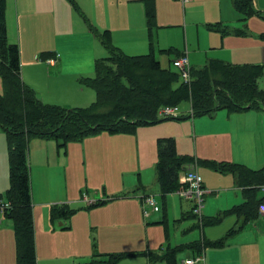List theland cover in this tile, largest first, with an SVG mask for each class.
Wrapping results in <instances>:
<instances>
[{
  "label": "rangeland",
  "instance_id": "374dc122",
  "mask_svg": "<svg viewBox=\"0 0 264 264\" xmlns=\"http://www.w3.org/2000/svg\"><path fill=\"white\" fill-rule=\"evenodd\" d=\"M256 17L257 19L251 22L249 18L246 24L241 22L234 28L229 26V32L225 36H222L219 30L209 27V23H196L190 26L188 33L184 29L179 32L178 27H175L171 34V40L179 44L175 47L184 51L188 57L189 55L191 56V53L202 52V63L204 64L207 57L211 56L206 54V51L215 52L219 49L200 50L196 46L198 41L203 44L206 41L211 42L215 37H218L221 41L226 36H238L236 35L238 30H245L261 40L249 43L251 50L247 53L248 62L251 64H264V58H259V55H264V39L260 38V33L262 32L252 28L264 24V19L259 16ZM157 28L153 29V36L157 43V52L160 58L157 57L163 67L173 68L174 70V68L176 69L173 65L174 54H168L158 47ZM205 34H208L209 37L206 38ZM80 35L82 34L79 31L68 32V42H62L58 46L53 45V48L47 47V50L52 49L51 51H54L53 57L62 58V54L66 55V63H63L62 66L58 64L57 67L50 66L48 60L47 63L46 60H43L39 56L40 58H36V62H38L36 64L42 63L43 69L37 70L36 64L26 65L24 64V59L21 60V76H47L51 80V76H64V82L67 81L66 76H76L75 80L78 84L75 82L70 83L78 86V89H76L74 95L59 94L58 101L67 103H59V105H71L70 107H73L72 104H74L78 105L77 107H86L96 100L95 90L91 86L83 84L81 78L95 76L96 60L99 57L101 58V56H108V52L101 40L94 37V34L92 38L96 43L88 42V38L83 42L80 40ZM145 39L147 43L145 52H148L150 41L148 31ZM165 40H167V35L163 38V43L160 42L159 45H164ZM8 41L13 43V40L9 36ZM257 45L258 55H255V47ZM30 48V45L25 44L21 51L22 56L27 57V60L35 63L34 56L32 57L30 54ZM37 55H40V50ZM260 76L262 77L259 79V85L261 88H264V72ZM24 80L27 81L25 77ZM37 87L40 91H37L38 97L45 102L43 96L47 95V83L44 88ZM80 87H83V90H80ZM3 90L4 86L0 75V92H3ZM93 95L94 98L92 100ZM179 106L181 109L180 116H185L184 119L176 120V118H169V120H164L161 116H158L159 121L156 123L139 126L140 131L137 133V136H130L129 145L124 151H116L113 157L108 159V164L112 166L110 170H101L90 159L89 150L83 143L90 138L89 136L88 138L86 137L87 139L84 138L85 141L72 140L68 142L66 147L68 164L66 167L64 165L61 167L56 165V156L53 153L51 145H48L50 153L47 155V142L51 143L56 140L34 137L30 140V158H35L38 152H40L41 156L43 154L45 159L49 160L51 164L50 167L48 164L47 167L42 164H32L31 166V177L34 188L36 184L38 190L42 193H44L43 190L47 189V205L42 202L43 199L39 195L37 200L33 201L35 236L41 248L40 256L37 250V264H86L93 259L95 254L102 251L121 254L122 258L115 264H148L149 254L161 253L162 244L165 246L187 245L196 240L208 238L203 235L202 228H205L212 235L222 233L218 238L225 235L226 232L223 233V228L230 225L229 218L238 215L235 213L225 214L224 212L238 204L217 210L210 216L220 215L221 221L215 225L203 227L201 219L208 216L204 212V207H202L201 216L187 218L186 214L192 207L191 205L189 206V200L186 202V198L180 197L177 191L168 194L165 200L161 197L162 192L156 175V164L158 161L156 145L158 139L171 132L180 137L181 142L179 147L181 149H185L184 144H187L191 149L195 146V138L201 137H195L192 129L193 119L187 117L191 110L190 102L184 101ZM224 111L227 112L226 110ZM262 116L261 119L257 120L260 124L259 133L251 130L253 125L252 123H248L247 129L249 130L239 134V148L242 159L252 161L255 167L260 168H264V115ZM202 124H207V120H204ZM197 128L198 130L206 131L208 135L205 139L199 138V147L208 155L204 156L208 158L201 159L226 161L211 158L218 152L231 151L236 147L231 141L229 134H224L220 129L219 133H217L215 128L204 129L198 125ZM104 132L112 133L108 131ZM187 135L191 136L190 141L185 139ZM71 144H77V148L75 150L71 149ZM150 146H154L153 156L150 153ZM192 153L194 152L192 151ZM108 154L104 155L108 156ZM5 156V152L3 150L0 151V167L5 160ZM190 156L196 159L191 163L196 165L197 171L203 178V173L200 171L203 165L197 162V159L200 158H196L194 155ZM152 158H154V161H152ZM206 168L212 172L215 171L209 167ZM222 174L234 176L232 173ZM45 180H47V186H44L46 185ZM42 186H44L43 189ZM144 188H146V192L158 196L161 209L160 212H154L149 220L144 216L142 201L140 204L136 199L139 195L138 192H141ZM5 192L3 191L2 193ZM83 195L89 196L90 199L96 201L104 199L108 201L106 204L101 203L96 206H90L89 200ZM135 200H137L138 206H140L139 210L133 203ZM205 203L203 206H205ZM54 205H58L57 207L59 208L65 207L69 210L68 215L56 214L53 217L51 210ZM109 210L117 213L118 217L115 218L109 213ZM13 235L15 237L14 233ZM10 241V227L1 229L0 248H4V244ZM61 241H63V246L60 243ZM226 245L227 243L222 246L207 247L200 254L196 253L191 247H183L177 252L178 264H186L185 260L187 258L198 257L200 255L202 258L196 264H206V251L210 248H215L213 253L217 254L218 250ZM10 250L11 247H9V252ZM1 257L2 255H0V259Z\"/></svg>",
  "mask_w": 264,
  "mask_h": 264
},
{
  "label": "trees",
  "instance_id": "16d2710c",
  "mask_svg": "<svg viewBox=\"0 0 264 264\" xmlns=\"http://www.w3.org/2000/svg\"><path fill=\"white\" fill-rule=\"evenodd\" d=\"M150 38V51L146 54L130 55L112 41L110 30L99 31L86 18L78 4L71 0L81 13L90 31L101 40L108 56L99 57L95 63V76L82 77L83 84L96 92V100L86 107H70L43 102L36 91L23 81L21 76V50L18 43L8 41L6 8L7 0H0V75L4 90L0 92V129L6 136L9 163V181L5 196L12 202L7 217L14 222L16 241V261L14 264H37L35 224L33 216V192L29 142L34 138L56 140L59 149L69 141L108 131L112 133L134 134L137 128L159 121V108L165 105H181L189 101L192 112L188 117L205 115L218 109L229 113L251 109L264 110V88L259 85L264 64L230 63L222 59H212L202 67L191 68V81L186 82L180 67L165 68L156 56L153 29L157 25L155 0H142ZM233 7L246 21L258 15L264 18L254 0H232ZM222 35L229 32V25L223 22L209 23ZM248 31L238 30L237 35ZM264 39V32L260 33ZM176 58L184 53L175 47L163 49ZM54 51H42L40 57L47 60ZM180 118H185L182 116ZM161 119V118H160ZM158 161L156 173L162 196L184 187L181 173L194 160L190 155L179 154L173 137L158 139ZM197 162L221 173H232L240 185H264V168L253 170L242 163L197 159ZM245 203L225 210V214L243 215L253 219L264 201L247 197ZM107 202L98 200L92 205ZM58 205L52 207V216L68 215L69 210ZM194 210L186 217H196ZM221 221L220 215L201 219V225H215ZM243 225L231 227L223 237L203 238L187 245L165 246L161 253H150L152 263L178 264L177 252L183 247H191L200 254L207 247L222 246L242 230ZM122 258L119 253L96 255L86 264H115Z\"/></svg>",
  "mask_w": 264,
  "mask_h": 264
},
{
  "label": "crops",
  "instance_id": "0c3cea01",
  "mask_svg": "<svg viewBox=\"0 0 264 264\" xmlns=\"http://www.w3.org/2000/svg\"><path fill=\"white\" fill-rule=\"evenodd\" d=\"M74 1L78 4L80 9L82 10V13L85 14L86 18L91 22V24H93L94 27H96L99 31L110 30L113 43L121 48L125 53L130 55H140L146 54L150 51L149 48V51L145 52L147 48V38L145 39V37L147 35L148 26L145 16V5L142 0ZM254 4L259 10L264 11V0H254ZM155 5L157 12L156 27H158L157 31L159 38L158 47L161 50L179 45L171 40V34L174 31L175 27H178L179 32L184 29V31L188 33V29L190 28V26L196 23L201 24L220 21L234 28L241 22H243L241 20L242 14L233 7L232 0H188L185 2H182L181 0H155ZM6 9L7 30L9 38L13 40V43L19 44L21 51L25 44L31 46L30 54L32 55V57L34 56L33 58L35 60V63L27 60V57H23L21 52V60L24 59V64L26 65L38 63L36 62V58H40L39 56L41 55V52L47 51V47L53 48V45L58 46L62 44V42H68V32L79 31L82 34L80 35L81 41L84 42V40L88 38V42L96 43V41L92 38L93 33L90 31L86 20L81 15V13L75 9V6L71 2V0H7ZM256 16L258 15H255V17H251L249 19L250 22L257 19ZM252 28L256 31L264 32V24ZM166 35L167 40H165V44L159 45L160 42L163 43V38H165ZM94 37L98 38L97 36ZM205 37L208 38V34H205ZM251 41L261 40L254 37V35L250 34V32H247V34L245 35L226 36L225 38L221 39V41L218 37L213 38L211 42L206 41L203 44L198 41L196 46L200 50H219L215 52L206 51V54H209L211 56L207 57V60L204 64L202 63V52L191 53V56L189 55L191 68L202 67L211 59H222L227 62L230 61V63H250L247 60V53L251 50L249 45ZM257 48L258 45L257 47H255V55H258ZM176 49L184 52L178 48ZM39 50L40 55H37ZM51 50L52 49H49V51ZM155 51L156 56L159 57V54L157 52V43H155ZM50 58L54 59L53 62H49L50 66L57 67V64L59 66H62L63 63H66L65 54H62V58ZM175 58L176 56L174 54L173 59ZM259 58H264V55H259ZM36 69L42 70L43 64H36ZM24 77L28 82L24 80ZM51 77L52 80L47 76H22L23 81L30 85L36 92L39 91L37 86L44 88L47 83V95L43 96L45 102L52 104H67L66 102H59L57 98L59 94H75L78 86L70 82L77 83L75 80L76 76H66V82H64L63 80L64 76ZM80 90H83V87H80ZM93 98L94 95L92 96V100ZM72 106L77 107L78 105L76 106L72 104ZM224 110L227 111V109H218L212 113L191 117V119H193L192 129L195 137L201 136L195 138L194 148L192 147L190 149L187 144H184L185 149H181V147H179L181 142L180 137L174 135L171 132L163 135V137H173L176 140L177 151L179 154L194 155L196 158H208L204 157L207 154L202 150L201 147H199V138L205 139L208 135L206 131L198 130L197 125L203 127L204 129L215 128L217 133H219L220 129L224 132V134H229L231 141L236 147L231 151L218 152L214 154V157H212L211 159L226 160L236 163L240 162L242 164H246V166L248 165V167L253 170L260 169V167H255L254 162L242 159V154L239 148V134L244 133L246 130H249L247 129L248 123H252L253 125L251 127V130L259 133L260 124L259 122H257V120L263 117L262 115H264V110L251 109L237 113H229L227 111L228 114ZM179 119L183 118H177L176 120ZM204 120H207V124L205 125L202 124ZM139 131V128H137L134 134H113L103 131L89 136L90 138L87 141L83 139V141H85L83 143L85 147L88 148L90 159L93 160V163L98 165V167L103 171L110 170L112 166L108 164V159L112 158L116 151H124V149L129 145L130 136H137V133ZM185 139L190 141L191 136L187 135L185 136ZM0 144V151L3 150L6 155L5 160L2 162V165L0 167V194L4 195L5 193L2 192H5L9 187L10 181L7 142L5 133L2 131V129H0ZM48 145L52 146L53 153L56 156V165L58 167H61L63 165L66 167L68 164L66 148L65 151L64 149H59L57 147L56 141H53L51 143L47 142V155H49L50 153ZM71 145V149L75 150L77 148V144ZM156 147L158 156V146L156 145ZM153 150L154 146H150V153L152 156ZM192 151L194 153H192ZM104 154H108V156H105ZM30 160L31 166L32 164H42L46 167L47 164L49 167L51 165L50 161H47L43 154L41 156L40 152H38L35 158H30ZM152 161H154V158H152ZM207 169L208 168L203 166L200 171L203 173V185L207 190L204 195V203L205 201L206 203L203 207L205 214H207L208 216L213 215L219 209H223L225 207L227 208L235 204L245 203L248 200L247 197H250V199L254 198L258 201L264 198V185L241 186L236 176H232L230 174H222L215 171L212 172ZM31 181L33 201L35 199L37 200L39 195L43 199L42 202L47 205V189L43 190L44 193H42L40 192V190H38L36 184L34 188L32 177ZM45 182L46 185L44 186H47V180H45ZM44 186H42V189ZM145 189L146 188H144L141 192H138L139 195L138 197H136V199L140 202V204L142 201L144 216L149 220L154 212H160L161 209L159 208L158 210H153L152 208L146 207L144 205V196L150 194L146 192ZM177 192L180 197L186 198V202L187 200H189V206H192L190 210H192L194 207V201L191 198L183 195L180 190H178ZM83 196L87 200H89L88 202L90 206H96L92 205V203L96 202V200L90 199L89 196L86 195ZM155 196L159 205L158 196ZM161 197L164 200L166 199L162 195ZM104 200L108 201L106 199ZM137 200L133 201V203L139 210L140 206H138ZM106 203L107 202H104V204ZM146 209L148 210V213H145ZM109 213H111L115 218L118 217L117 213H114L110 210ZM257 213L258 214L255 218L248 221L243 215L232 216L231 218H229L230 225H227V227L223 228V233L227 232L231 227H235L238 225H243L242 230L232 238H230L227 242V245L220 248L217 254L213 253L215 251V248H210L208 251H206V264H264V214L260 215L259 212ZM0 225H2L0 226V230L5 227H10L11 232V241L4 244V248H0V255H2L0 259V261H2L0 264H14L16 261V241L13 235L14 222L12 219L3 216L1 218ZM202 229L203 235L210 239H217L222 234L212 235L207 230H205V228ZM60 243L63 246V241H61ZM36 246V249L38 250V254L40 256L41 248L39 242L37 241V238ZM9 247H11L10 252ZM164 248L165 245L162 244L161 249ZM109 253L114 252L102 251L101 253H97L95 255H106ZM163 263L164 262L152 263L150 259L148 262V264Z\"/></svg>",
  "mask_w": 264,
  "mask_h": 264
},
{
  "label": "built area",
  "instance_id": "2783aa9c",
  "mask_svg": "<svg viewBox=\"0 0 264 264\" xmlns=\"http://www.w3.org/2000/svg\"><path fill=\"white\" fill-rule=\"evenodd\" d=\"M188 0H183V2ZM53 62V60H51ZM174 64L178 67H180L183 71V78L184 80L190 79V63L189 58L187 54H184L183 56H180L174 61ZM161 117H177L180 113V107L178 105H167L163 106L160 111ZM181 181L187 184V188L181 189V193L189 198H193L195 201V207L194 211L197 215L201 216L202 213V207H203V201H204V194H205V188L203 187V178L200 175V173L196 169L195 164L190 165V169L187 171V173L182 176ZM145 204L149 205L154 208V210H158L159 207L157 205V200L153 195H147L144 199ZM12 202L7 199L5 196H0V222L1 218L6 215V212H8L12 208ZM148 213V211H145ZM259 212L260 214H264V202L260 204L259 206ZM202 258V256H198L195 258H188L185 260L186 264H195L197 261H199Z\"/></svg>",
  "mask_w": 264,
  "mask_h": 264
}]
</instances>
